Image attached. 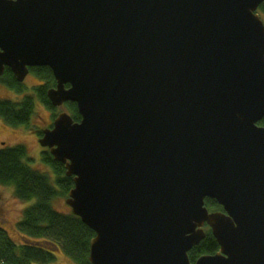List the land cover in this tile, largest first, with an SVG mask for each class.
I'll list each match as a JSON object with an SVG mask.
<instances>
[{
	"label": "water",
	"instance_id": "1",
	"mask_svg": "<svg viewBox=\"0 0 264 264\" xmlns=\"http://www.w3.org/2000/svg\"><path fill=\"white\" fill-rule=\"evenodd\" d=\"M264 0H0V78L48 67L40 144L91 264H264ZM222 211L210 212L205 200ZM0 264H4L0 262Z\"/></svg>",
	"mask_w": 264,
	"mask_h": 264
},
{
	"label": "trees",
	"instance_id": "2",
	"mask_svg": "<svg viewBox=\"0 0 264 264\" xmlns=\"http://www.w3.org/2000/svg\"><path fill=\"white\" fill-rule=\"evenodd\" d=\"M260 11L264 15V4ZM31 73L44 81V85L36 87V97L48 108L55 110L47 97L48 90L55 87L51 69L33 68ZM1 82L7 83L18 92H23V85L15 80L8 68ZM66 109L75 122L81 121L75 103L66 104ZM34 114L35 97L26 96L19 103L9 100L0 101V117L13 128L26 126L29 130H33L31 120ZM56 116L54 115V118ZM259 125L264 127V119ZM39 134L41 135L42 132ZM41 160L52 168L56 185L49 175L31 168L27 162L31 159L26 146H5L0 149V185L13 187L15 197L23 202L36 200L33 206L24 210L23 218L18 225L24 239L21 245L15 244L0 228V262L48 264L56 260V252L62 251L76 264H91L90 247L95 233L83 224L79 217L72 213H60L53 208L56 199L68 197L69 192L74 188V180L66 176L65 165L56 162L48 150L42 152ZM205 205L211 211L222 210L215 200L206 199ZM218 251L219 245L209 231L205 239L191 250L190 261L195 264L200 257L214 255Z\"/></svg>",
	"mask_w": 264,
	"mask_h": 264
},
{
	"label": "rangeland",
	"instance_id": "3",
	"mask_svg": "<svg viewBox=\"0 0 264 264\" xmlns=\"http://www.w3.org/2000/svg\"><path fill=\"white\" fill-rule=\"evenodd\" d=\"M260 14H262L261 11H259V15ZM42 84L43 82L41 83V80L33 73H30L26 78L23 84V92H18L16 89L11 88L7 83L0 82V101L9 100L19 103L26 96L35 97V114L32 117L31 125L37 131H43L50 127L54 121L53 115L55 113L68 112L65 107L52 110L37 99L36 87ZM37 131H30L26 126L13 128L0 118V145L4 142L8 147H14L17 145L26 146L29 150V157L31 159V161L27 162L31 168L49 175L53 184H55V175L52 168L44 164L41 160L43 148L40 145ZM2 146H0V148ZM66 199L67 198L56 199L53 202V208L63 214L72 213L71 207L66 203ZM35 201L36 200L23 202L15 197L13 187L0 185V228L7 230L10 238L17 245H21L24 242L22 234L18 229V225L23 218V212L25 209L33 206ZM55 256L56 260L48 264H76L62 251L56 252Z\"/></svg>",
	"mask_w": 264,
	"mask_h": 264
},
{
	"label": "flooded vegetation",
	"instance_id": "4",
	"mask_svg": "<svg viewBox=\"0 0 264 264\" xmlns=\"http://www.w3.org/2000/svg\"><path fill=\"white\" fill-rule=\"evenodd\" d=\"M33 69V68H32ZM30 73H31V71H30ZM13 74V73H12ZM14 76V75H13ZM37 77V76H36ZM15 78V77H14ZM38 78V77H37ZM16 80V79H15ZM41 80V79H40ZM43 82V84L42 85H44V81L43 80H41V83ZM19 83V82H18ZM19 84H21V85H23L24 83H19ZM41 85V86H42ZM55 85H56V82H55ZM38 99V98H37ZM64 107H66V105L64 106ZM1 118V117H0ZM2 119V118H1ZM33 127V126H32ZM34 128V127H33ZM48 128H52V125H50V127H48ZM35 129V128H34ZM30 130V131H37L36 129L35 130ZM39 132H42V131H37V133H38V139L40 140V138H41V136H42V134L40 135L39 134ZM3 145V146H2ZM0 146H2L0 149H2L3 147H5L6 145H5V143L4 142H2L1 143V145ZM206 230H209V228L208 227H206ZM4 232H6L7 234H8V232H7V230H3ZM10 237V236H9ZM11 239V238H10ZM12 240V239H11ZM14 242V241H13Z\"/></svg>",
	"mask_w": 264,
	"mask_h": 264
}]
</instances>
